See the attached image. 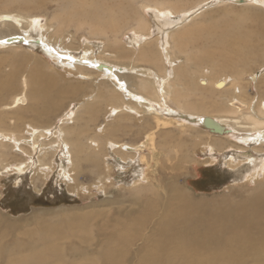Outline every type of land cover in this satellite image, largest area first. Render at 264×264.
<instances>
[{"label":"bare ground","instance_id":"6f19581e","mask_svg":"<svg viewBox=\"0 0 264 264\" xmlns=\"http://www.w3.org/2000/svg\"><path fill=\"white\" fill-rule=\"evenodd\" d=\"M79 1L86 0H73L74 3ZM181 1L184 0H153L152 4H147L146 7L151 6L155 10L153 14L155 30L151 32L152 20L136 16V14V19L130 15L115 18L107 0H90L91 6L96 10L92 11L93 19L104 18L101 17L104 14L103 10L107 11L104 6H110L106 20L110 19L112 25L110 30L90 26L91 35L101 34L109 44L106 43L103 53L99 56L85 49L86 53L82 59H74L71 52L73 48L65 45L66 38L61 45L65 47H59L58 41L62 38V26L65 24L63 20H59L58 28L49 34L48 25H43L38 17L24 18L15 14L0 13V47L30 44L41 48L44 54L56 61L58 65L71 68L74 75L79 76L77 82L79 85L59 83L53 79L52 75L42 70L36 75L25 72L24 79H19L15 73L8 74L7 78L0 76V106L8 111L18 108L19 99H14L6 105L5 98L20 92L26 98L28 106L24 110L19 109L17 117L22 119L32 114L33 119L39 123L50 119L53 113L63 110L64 99L84 97L77 110L71 109L72 104H70L64 112L65 115L55 119L56 122L58 121L59 129L53 134V143H57V148L51 149V152H47L44 147L41 149L42 156L52 155L53 158L54 154L60 151L63 175L70 180H74L70 174V169L74 166L73 144L70 136L77 131L72 125L76 119L80 120L82 115L93 117L99 114L100 107L109 108L108 124L102 125L101 132L106 129L107 131L102 137L108 135L112 137V132L117 133L118 130L123 129L120 124H112L113 121H128L134 117L145 119V122L152 120V125L155 126L153 130H159V128L166 130L164 126L171 123L181 127H199L203 130L202 127L208 129L207 120L215 121L223 128V134L208 129L210 135H218H214L216 140L207 143L205 154L215 161L217 150H230L233 155L229 164L233 166L238 176L237 180L250 184L260 183V188L251 197H245L236 204L228 198L210 201L198 198L194 193L178 185L179 177L171 175L163 178L160 175L156 179V188L160 191L161 198L151 191L147 196L148 198L156 196L160 206L146 208L149 210V215L143 216L137 224L128 225L119 233L118 242L115 245H109L110 247L105 249L101 256L109 264H264V181L257 182L264 178V99L256 97L257 102H255L256 98L250 101L245 98L249 96L251 89L257 92L264 90V67L258 71H261V75L257 72L250 73V81L244 79L248 76L247 68L242 69L249 61L264 57V43L262 44L261 41L264 40V35L258 38L259 40H254V36L249 34V37L226 34L229 32L222 34L208 32V38L200 36L201 43H219L217 44L219 51L215 54L211 53L208 57L216 55L224 63L223 69L231 72L232 75L224 74L217 80L205 76L196 81L193 76L198 74L199 67L203 63L200 61L199 64V57L195 56L192 49H186V43L193 40L177 35L176 41L174 40L172 44L170 35L171 29L184 26L193 20L187 15L176 16L175 12L178 8L172 2ZM218 2L221 0L215 3ZM165 4L169 7H165ZM231 4L245 7L253 6L252 4L259 6L264 5V0H231ZM86 12L88 13V10ZM173 16L177 17V20H172ZM130 17H133L136 28L127 46L120 39L122 37L118 38V36ZM24 20L30 23V26L25 27L26 31H23ZM84 25L86 24L79 23L81 27ZM29 28L36 33L39 32L40 39L32 38L28 32ZM182 29L178 32H183ZM221 50L225 51L220 52ZM181 56L186 57V62L182 61ZM148 62L154 68L144 69L138 66L139 63L148 64ZM215 63L212 59L208 60V64ZM100 65L107 68L99 69ZM94 77L102 78L99 85H96ZM96 86H98L97 90ZM210 87L216 94L232 92L229 108L224 109L228 115H211L207 113L206 107L186 101L189 98L182 93V89L206 91ZM88 88L92 89L89 93H87ZM201 111H206L205 113L211 116L201 114ZM23 113L24 117L20 115ZM0 124L6 126L8 123L0 119ZM27 126L28 137L0 131V150L7 149L3 141L8 140L12 143L13 149L23 154L13 152L14 155L32 159V153L35 152L38 142L42 138H47L54 126L47 128L31 124ZM57 127H54V130ZM151 137L154 139V134L147 135L146 139L153 146L154 141L152 142ZM94 141L96 142H92L91 147L100 150L97 137ZM103 144L108 153V157L106 155L104 158L109 165L113 155L115 157L120 155L117 158L119 164L131 162L130 164H139V168H143L145 158L143 144L135 145L111 140ZM43 146H47L45 142ZM250 149L252 151L249 152ZM5 155L12 156L10 153ZM128 157L130 159L127 161ZM42 160L39 157L40 164ZM2 161L0 160V172L9 167V164L2 166ZM25 162H21L17 170L23 171ZM93 164L98 166H95L98 171L100 165L95 162ZM43 165L46 166V164ZM141 178L143 180L138 181L140 184H143L142 181L149 180L145 173ZM153 218H157L156 222H149ZM148 225L150 230L145 232ZM139 243L138 258L133 259V256L129 258L130 250ZM60 248L54 245L43 248L30 247L24 254L20 251L7 253L0 249V263L7 261L8 263L5 264H71L64 259L65 250Z\"/></svg>","mask_w":264,"mask_h":264},{"label":"rangeland","instance_id":"374dc122","mask_svg":"<svg viewBox=\"0 0 264 264\" xmlns=\"http://www.w3.org/2000/svg\"><path fill=\"white\" fill-rule=\"evenodd\" d=\"M152 1L107 0L111 7L109 5L104 6L107 11L103 10L104 14L101 17L104 18L99 20L91 17L96 10L91 6L90 0L77 3H74L73 0H0V13L15 14L24 18L38 17L43 25H48L49 34L58 28V21L63 20L65 24L62 26V38L58 41L59 47L64 48L66 45L73 48L70 51L74 59H82L86 53L85 49L97 56L103 53L104 46L108 43L107 39L101 34L99 36L98 34L91 35L90 26L110 30L112 23L110 19L106 20L109 7L112 9L113 15L115 14V18L130 15L136 19V14V16L152 20L153 28L150 30L154 32L155 21L153 19L155 18H153V14L155 10L151 6L146 7L147 4H152ZM216 1L184 0L172 2L178 8V11L175 12L177 17L187 15L193 18L192 22L171 29L170 35L172 36V44L174 40L176 41L177 35L193 40L186 43V49H192L195 56L198 55L199 57V64L200 61L203 63L199 67L198 74L193 76L196 81L205 76L217 80L224 74L232 75L231 72L223 69L224 63L216 55L215 57H208L211 53L215 54L219 51L217 47L219 43H201L199 41L200 36L203 35L208 38L207 35L210 32L215 34L229 32L226 34L247 37L249 34L254 36V40H259L258 38L264 35V5L252 4L253 6L245 7L243 5L235 6L231 4V0H221L217 4ZM145 7L146 9H144ZM165 7H169V5ZM85 9L88 10V13ZM177 17L173 16L172 20H177ZM134 19L130 17L128 23L125 21V30L123 29L118 36V38L122 37L120 39L127 46L136 28ZM27 22L29 21L27 20ZM27 22L24 20L23 31L25 27L30 26V23ZM79 23L86 25L81 27ZM180 29L183 32H178ZM28 32L32 38L40 39L39 32L36 33L31 28L28 29ZM64 38H66L65 45L61 46ZM261 41L263 44L264 40ZM224 51L221 50L220 52ZM180 58L186 62V57L181 56ZM209 59L216 63L208 64ZM246 65L242 68L248 70V76H245L244 79L250 81V73L257 72L261 75V71H258L264 67V57L251 60ZM138 66L144 67V69L153 67L149 62L148 64L139 63ZM40 70L52 75L53 79L59 83L79 85L77 83L79 76L74 75L75 73L71 68L58 65L56 61L44 54V50L41 48L33 47L30 44L0 47V76L2 78H7L8 74L15 73L19 79H24L25 72L36 75L40 73ZM193 70L197 69L193 68ZM94 78L97 82L96 85H99L102 78ZM95 88L97 90L98 86ZM91 90L88 88L87 93ZM182 90L183 95L189 98L186 101L206 107L207 113L228 115L224 109L229 108V101L233 95L231 91L216 94L211 91V87L206 91L201 89L196 91ZM256 97L264 99V90L257 92L251 89L249 96L245 98L250 101ZM257 98L255 102H257ZM5 99L6 105L13 102L14 99H19L20 102L18 108L10 111L0 106V119L8 123L6 126L0 124V131L15 136L28 137L27 125H37L43 128L52 125L57 127L58 121L56 122L55 119L63 117L70 104H72L71 109L77 110L84 97L77 96L76 98L64 99L63 110L53 113L54 115H51L50 119L39 123L33 119L32 114L25 117L24 113L20 114L24 117L22 119L17 117V111L19 109L24 110L28 106L23 94L19 92L13 96H7ZM100 110L101 112L93 117L82 115L80 120L76 119L72 125L74 129H77L70 136L73 144L72 156L74 161L70 174L74 180L65 178L63 175L62 160L60 159L62 154L59 150L58 153L54 154V158L51 157L52 155L42 156L41 153L43 147L47 152L57 148V143H53V134L59 129V126L56 130L53 127L47 138H42L38 142L35 152L32 153V159H27V156L21 158L14 155L13 152L23 154L13 149L12 143L8 140L7 142L3 141L4 147L7 149L0 150V160L6 161L5 163L2 161L1 164L2 166L9 164L12 169L7 167L0 172V249L2 251L7 253L20 251L24 254L30 247L43 248L47 245H54L61 247L60 249L63 251L65 250L64 259L70 261L71 264H109L103 260L101 253L118 242L119 233L128 225L137 224L143 216H148L149 210L146 208L160 206V201L156 196L147 197L150 191L160 197V191L156 188V179L160 175L163 178H168L171 175L179 177L178 185L194 193L198 198L210 201L228 198L236 204L245 197H251L260 188V183L250 184L237 180L238 176L233 166L229 164L233 155L230 150H217L215 161H212L210 156L205 154V146L208 145L207 143L216 140L214 135L218 134L210 135V131L204 127L202 130L199 127H181L171 123V125L164 126L166 130L162 128L153 130L155 126L153 127L152 120L145 122V119L134 117L128 121L112 120V124H120L123 129L118 130L117 133L111 131L112 137L109 135L102 137L107 131L106 129L101 132L102 125L108 124L109 108L100 107ZM205 112L201 111L200 113L209 115ZM192 122L195 123V121ZM153 134L154 139L152 137L151 139L152 142L154 141V145L152 146L146 137ZM95 137L98 139L97 145H99L100 150L91 147V143L96 142L94 141ZM107 140L135 145L143 144L142 149H144L145 156L143 168H139V164L132 165L131 162L119 164L117 158L120 155L116 157L113 155L109 165L104 158L106 155L108 157L105 144H103ZM44 142L46 147L43 146ZM248 151L250 152L252 149ZM4 153H10L12 156L7 155V157ZM39 157L40 160L43 159L42 164L39 163ZM129 159L128 157L127 161ZM21 162H25L23 171L17 170V166ZM93 162L100 165L98 171V166ZM143 173L149 180L142 181L143 184H140L138 181L143 180L141 178ZM260 181H264V178L257 180V182ZM156 220L157 218H153L149 222L155 223ZM147 230H150L149 225L145 232ZM139 245L140 243L130 250L129 258L131 256L133 259L138 258Z\"/></svg>","mask_w":264,"mask_h":264},{"label":"water","instance_id":"95a60500","mask_svg":"<svg viewBox=\"0 0 264 264\" xmlns=\"http://www.w3.org/2000/svg\"><path fill=\"white\" fill-rule=\"evenodd\" d=\"M100 68L106 69L107 67L103 66V65H100L99 69ZM206 126H207L208 129H210V130H212V131H214V132H216L218 134H223V128L218 123H216L213 120H210V119L207 120ZM226 131L228 132L229 130H226ZM224 132H225V130H224Z\"/></svg>","mask_w":264,"mask_h":264}]
</instances>
